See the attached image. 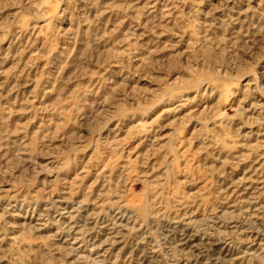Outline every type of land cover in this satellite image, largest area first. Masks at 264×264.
<instances>
[{
    "label": "rangeland",
    "instance_id": "obj_1",
    "mask_svg": "<svg viewBox=\"0 0 264 264\" xmlns=\"http://www.w3.org/2000/svg\"><path fill=\"white\" fill-rule=\"evenodd\" d=\"M0 264H264V0H0Z\"/></svg>",
    "mask_w": 264,
    "mask_h": 264
},
{
    "label": "bare ground",
    "instance_id": "obj_2",
    "mask_svg": "<svg viewBox=\"0 0 264 264\" xmlns=\"http://www.w3.org/2000/svg\"><path fill=\"white\" fill-rule=\"evenodd\" d=\"M257 192V191H256ZM114 219V218H113Z\"/></svg>",
    "mask_w": 264,
    "mask_h": 264
}]
</instances>
